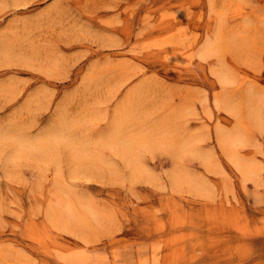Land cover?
<instances>
[{
    "label": "rangeland",
    "instance_id": "obj_1",
    "mask_svg": "<svg viewBox=\"0 0 264 264\" xmlns=\"http://www.w3.org/2000/svg\"><path fill=\"white\" fill-rule=\"evenodd\" d=\"M220 13L223 47L200 58ZM236 80L245 84L234 91ZM250 87L264 90V0H0V124L34 137L62 120L121 168L80 178L64 149L17 173L0 159V264H67L65 248L83 250L82 264H264V91L254 122L242 104ZM240 113L249 139L229 147L256 167L246 177L221 136ZM119 120L132 142L149 140L141 153L151 182L127 177L99 137ZM174 139L198 150L170 155ZM172 163L204 192L172 183ZM56 199L95 215L63 216L74 230L63 231L45 215Z\"/></svg>",
    "mask_w": 264,
    "mask_h": 264
},
{
    "label": "bare ground",
    "instance_id": "obj_2",
    "mask_svg": "<svg viewBox=\"0 0 264 264\" xmlns=\"http://www.w3.org/2000/svg\"><path fill=\"white\" fill-rule=\"evenodd\" d=\"M242 14L243 9L241 7H237L231 10L230 17L234 19L241 16ZM220 15L221 18L219 22L214 26L215 28L212 30V32L210 33L211 29H206V37L204 38V41L201 44L199 50L200 58L204 59L214 52L218 53V47H220V49L223 47L225 36L220 27V24L224 17L222 16V13H220ZM212 34L214 35L213 38L210 37ZM257 51L260 52V50ZM218 71L219 75L221 74L219 77L220 82L222 84L227 83V76L224 70L222 68H218ZM236 82L238 86L234 91H236L240 87H243L245 84L244 81L239 82L236 80ZM252 84L254 85V83H251L250 85ZM263 91L264 90L259 91L255 88L247 90L248 93L246 95V99L244 98L242 102V104L247 103L245 106L246 108H248V117L250 118V120L254 119V122L257 121V114H259L256 99L261 100L260 94ZM34 95L35 93H32V95H28L26 103L30 102L29 100H32ZM217 95H220V93H218ZM49 99H47L46 101H49ZM228 100L225 102H228V104L230 105L231 102H229ZM60 105L59 107L57 106L56 109H64L63 106ZM85 109L87 112H91L93 110L91 107H87ZM243 109H245L244 105H242L241 107V110ZM57 114V117H59L60 112ZM240 115L242 114L240 113ZM244 116H247V114ZM122 122L123 120H119L116 122V125L106 128L103 131L104 134L102 135L100 133L101 135H99V137L102 139L103 143H105L106 145H111L113 147L114 157L121 158V163L124 164V168L127 170V177H129L133 181L151 182L149 177L151 174L149 172V167L145 163L144 156L141 153V148L145 144L148 145L149 140L146 136L139 135V137L137 138V142H132L133 136L129 138V136L126 134H131V131H125L126 129L121 126ZM176 123L181 128V125L178 124L179 121H177ZM157 125L156 127H159V129L161 130V128L163 127L162 120H160ZM164 126L166 127V125ZM251 126L252 123H249L247 119H245L242 115L234 128L221 133V136L223 134V145L228 148L227 150L230 157L239 167V170L243 173V175H245V177L246 175L257 172V169L251 163L244 162L243 160L238 158L235 150L230 148L229 145H233L237 141L243 142L244 139L248 138L247 133H249V131L251 130ZM168 128L174 130V128L169 125ZM68 130V126L64 124L62 120H60L54 122L52 125L44 129H41V131L38 132V134L34 137H28L25 132H21L20 130H17L15 128L14 122L12 120H10L7 125L0 124V159H2L3 161V168L9 174L14 172L17 173L18 170L15 169L21 164L22 161L30 160L32 164L40 158H43L41 159V161H55L57 160V157H54V152L56 150L64 149L68 154V157H71L69 158L71 163L77 165L76 167H72V173L78 175L81 173V169L83 168V175H81L80 178L88 177L89 179L92 173L96 174L97 172L95 171L99 172L98 168H102L101 170L105 171V173H103L102 171L103 174H109L112 176H116V174L121 171V168L117 167L118 165L115 159L111 158L100 160L97 157V155L91 149V145L89 144L90 137L88 139L87 136L83 135V137L77 138L72 136ZM172 143L173 145L170 149V155H174V152L184 153L186 151L191 152L198 150V144L195 140L174 139ZM94 157L96 158L94 160H91V163H85V161L93 159ZM81 159H83V164L81 163ZM206 159L209 160L208 157H206ZM104 160L105 162H103ZM91 177L93 178L94 176ZM93 179H95V177ZM102 179L103 178H101V180ZM168 179L172 183L186 185L192 189H198L201 192H204V190L206 189V183L204 181H202L201 179L192 178L191 175H188L184 172V169L183 167H181V165H177L175 163H172ZM83 211H87L95 215V207L93 206L78 208L71 201L60 202L56 199L52 203H49L47 205L45 215L52 225H55L57 228H60L63 231H69L70 233H73V228L69 225H66V220L63 219V216H68V218L77 217L82 214ZM64 250V252H60L58 254V257L64 260V262H66L67 264H82L85 263V261H87L88 259V257L83 253V250L75 251L69 248H65Z\"/></svg>",
    "mask_w": 264,
    "mask_h": 264
}]
</instances>
